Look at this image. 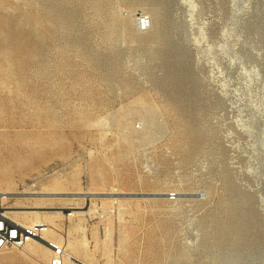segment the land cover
Masks as SVG:
<instances>
[{
    "label": "rangeland",
    "instance_id": "rangeland-1",
    "mask_svg": "<svg viewBox=\"0 0 264 264\" xmlns=\"http://www.w3.org/2000/svg\"><path fill=\"white\" fill-rule=\"evenodd\" d=\"M6 192L101 193L85 234L73 210L17 216L87 264H264V0H0ZM34 245L0 264H47Z\"/></svg>",
    "mask_w": 264,
    "mask_h": 264
},
{
    "label": "bare ground",
    "instance_id": "bare-ground-1",
    "mask_svg": "<svg viewBox=\"0 0 264 264\" xmlns=\"http://www.w3.org/2000/svg\"><path fill=\"white\" fill-rule=\"evenodd\" d=\"M140 128V127H138ZM35 193V192H33ZM176 193V192H175ZM25 194V193H24ZM37 194H42V193H37ZM45 194V193H44ZM49 194H52V195H55V194H58L57 192H52V193H49ZM75 194H83L84 196L83 197H80V198H73V199H67V200H72L74 202H71L69 203L70 205L69 206H61V207H58V209L60 210H46V206L45 207H38V205H36L37 207H30L29 206H22V207H7V213L12 216L13 218H15L16 220H18L17 216L19 215H31V214H40V215H43V214H49V213H62V210H67V211H70V210H73V212H66V216H73L74 214L78 217L77 220H78V223L75 227V231L79 232V233H86V226H85V223L84 221L90 217V215H92L93 213H95L97 210L94 209L93 207L90 206V201L92 199H94L95 194H101V193H94V192H79V193H75ZM144 194V193H143ZM170 194V193H169ZM169 194H168V199H169ZM177 194V193H176ZM6 195H9V193H1L0 194V197L2 199L4 198H8V196ZM13 195V194H12ZM130 195H133L132 194H120V192H118V190L114 191L113 193H108V194H105V195H101L100 197H102V199H110L113 201V205L111 208H114L115 209V205H117V201L122 197H127V196H130ZM158 195H162L161 193H155L153 197H156ZM178 195V194H177ZM124 196V197H123ZM147 198H151V197H147ZM170 200V199H169ZM177 200V197L175 200H170V201H176ZM82 201H84L85 203L83 204ZM92 202V201H91ZM32 206V205H31ZM40 206V205H39ZM100 212V211H99ZM115 212V211H114ZM69 213V214H68ZM71 213V214H70ZM64 214V212H63ZM110 214V213H109ZM15 215V216H14ZM68 216V217H69ZM19 221V220H18ZM20 222V221H19ZM21 223V222H20ZM31 223H44L45 225H47V230H46V234H45V237L48 241L50 242H53V243H57V244H60V242L52 239L49 237V233L52 231V227L47 224L46 222H42L41 220L37 221V222H31ZM21 224H27V223H21ZM82 242V241H81ZM85 242V243H83ZM82 242V245H83V248H86L87 246V243L86 241H83ZM34 244H38L45 248H47V250L50 251V254L48 256V259L52 253V248L48 245V244H45L43 242H40L38 240H33L31 241L26 247H24L23 249H20V250H25L26 248L28 249V252L31 254V255H34L36 254V248L37 246L34 245ZM76 245V244H75ZM36 246V247H35ZM38 249V248H37ZM87 250V249H86ZM38 253V252H37ZM79 253V252H78ZM83 254V253H81ZM86 254V253H85ZM87 255H84L83 257H86ZM81 257V258H83ZM90 258V257H89ZM47 259V260H48ZM84 259V258H83ZM88 259V257H87ZM89 260V259H88ZM67 261L70 262V264H87L84 260H81L79 259L78 257H76L75 255L73 254H68L67 253V256H66V260H65V264L67 263Z\"/></svg>",
    "mask_w": 264,
    "mask_h": 264
},
{
    "label": "built area",
    "instance_id": "built-area-1",
    "mask_svg": "<svg viewBox=\"0 0 264 264\" xmlns=\"http://www.w3.org/2000/svg\"><path fill=\"white\" fill-rule=\"evenodd\" d=\"M176 197L175 192L169 194L170 200H175ZM6 210L7 205L0 197V252L10 249H23L31 241L38 240L52 248L47 264H65L67 248L64 243L57 244L46 239L47 225L44 223L21 224L10 216ZM114 211V208H108L101 214V217H105L109 213L114 214Z\"/></svg>",
    "mask_w": 264,
    "mask_h": 264
},
{
    "label": "water",
    "instance_id": "water-1",
    "mask_svg": "<svg viewBox=\"0 0 264 264\" xmlns=\"http://www.w3.org/2000/svg\"><path fill=\"white\" fill-rule=\"evenodd\" d=\"M141 195H143L144 197H153L154 196V194H141Z\"/></svg>",
    "mask_w": 264,
    "mask_h": 264
}]
</instances>
